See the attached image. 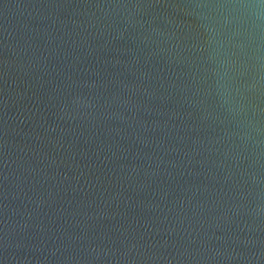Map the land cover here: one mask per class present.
I'll use <instances>...</instances> for the list:
<instances>
[{
  "label": "water",
  "instance_id": "1",
  "mask_svg": "<svg viewBox=\"0 0 264 264\" xmlns=\"http://www.w3.org/2000/svg\"><path fill=\"white\" fill-rule=\"evenodd\" d=\"M0 264H264V0H0Z\"/></svg>",
  "mask_w": 264,
  "mask_h": 264
}]
</instances>
